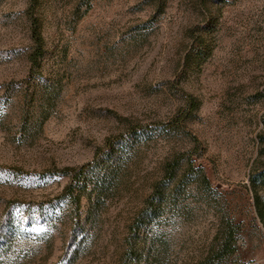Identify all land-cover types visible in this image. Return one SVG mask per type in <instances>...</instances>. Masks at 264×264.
Segmentation results:
<instances>
[{
	"label": "rangeland",
	"instance_id": "374dc122",
	"mask_svg": "<svg viewBox=\"0 0 264 264\" xmlns=\"http://www.w3.org/2000/svg\"><path fill=\"white\" fill-rule=\"evenodd\" d=\"M206 259L264 264V0H0V264Z\"/></svg>",
	"mask_w": 264,
	"mask_h": 264
},
{
	"label": "trees",
	"instance_id": "16d2710c",
	"mask_svg": "<svg viewBox=\"0 0 264 264\" xmlns=\"http://www.w3.org/2000/svg\"><path fill=\"white\" fill-rule=\"evenodd\" d=\"M35 1V0H33ZM31 36H32V39L33 41L35 42L36 44V52L34 53V55H32L30 57V59L32 60V62H35L36 58L38 56L41 55L42 53V45H43V41H42V35H41V31H40V28H39V24L36 23L35 21L32 22V26H31ZM85 168V166L81 167L77 172L78 175L77 176V180H79V178H81V172L83 171V169ZM62 173H67V171H63ZM66 191H68L71 199H72V202L78 206L79 204V195L75 196L73 195V187L70 185V186H67L66 187ZM256 200H258L257 198V195H256ZM256 208H257V211H258V214L261 216V207L258 205V203L256 202ZM230 241L228 240V243L227 245H225V250L228 248L229 249V252H232L233 251V248L230 247ZM232 246V245H231ZM211 261H213V259H206L204 261H202L201 263L199 264H212Z\"/></svg>",
	"mask_w": 264,
	"mask_h": 264
}]
</instances>
